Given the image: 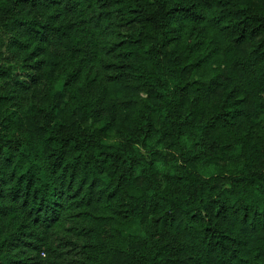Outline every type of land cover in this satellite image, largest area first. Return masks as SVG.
I'll return each mask as SVG.
<instances>
[{"label":"trees","instance_id":"trees-1","mask_svg":"<svg viewBox=\"0 0 264 264\" xmlns=\"http://www.w3.org/2000/svg\"><path fill=\"white\" fill-rule=\"evenodd\" d=\"M263 168L264 0H0V264H264Z\"/></svg>","mask_w":264,"mask_h":264},{"label":"rangeland","instance_id":"rangeland-1","mask_svg":"<svg viewBox=\"0 0 264 264\" xmlns=\"http://www.w3.org/2000/svg\"><path fill=\"white\" fill-rule=\"evenodd\" d=\"M69 246H70V245L67 244L65 247H63V249L69 251L68 254H73L75 251H74V250L71 251V249H69ZM68 254H67V255H68ZM67 255H65V256H67ZM65 261L70 262V263H68V264H72V263H71V257H68Z\"/></svg>","mask_w":264,"mask_h":264},{"label":"built area","instance_id":"built-area-1","mask_svg":"<svg viewBox=\"0 0 264 264\" xmlns=\"http://www.w3.org/2000/svg\"><path fill=\"white\" fill-rule=\"evenodd\" d=\"M263 173H264V168H263Z\"/></svg>","mask_w":264,"mask_h":264}]
</instances>
